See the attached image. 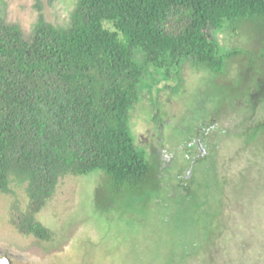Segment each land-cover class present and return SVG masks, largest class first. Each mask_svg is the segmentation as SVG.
<instances>
[{"label":"rangeland","instance_id":"obj_1","mask_svg":"<svg viewBox=\"0 0 264 264\" xmlns=\"http://www.w3.org/2000/svg\"><path fill=\"white\" fill-rule=\"evenodd\" d=\"M76 1L0 0V18L26 31L40 13L66 24ZM214 34L221 54L233 56L228 70L216 75L190 59L182 69L149 68L130 110L138 148L158 156V179L136 188L101 171L62 179L37 215L50 241L12 224L14 206L30 202L14 186V195L0 193V253L13 264H264V105L246 109L240 97L215 112L220 91L242 92L264 74V19ZM212 110L199 149L195 134Z\"/></svg>","mask_w":264,"mask_h":264},{"label":"trees","instance_id":"obj_2","mask_svg":"<svg viewBox=\"0 0 264 264\" xmlns=\"http://www.w3.org/2000/svg\"><path fill=\"white\" fill-rule=\"evenodd\" d=\"M252 17L264 19V0H77L66 24L40 13L30 31L0 18V193L25 189L29 205L12 216L19 233L52 239L37 215L68 176L101 171L133 188L157 180L129 122L147 70L190 59L223 74L233 56L214 33ZM260 73L242 92L220 91L216 115L240 97L246 109L264 105Z\"/></svg>","mask_w":264,"mask_h":264},{"label":"flooded vegetation","instance_id":"obj_3","mask_svg":"<svg viewBox=\"0 0 264 264\" xmlns=\"http://www.w3.org/2000/svg\"><path fill=\"white\" fill-rule=\"evenodd\" d=\"M247 106L249 105V104H246ZM214 114H213V110L211 111V115L205 120V122L201 125V128L199 129V131L195 134V141L197 142V144H196V147L197 148H201L202 147V134H203V130L206 128L205 126H206V124H210V123H212L213 121H214ZM158 119V118H157ZM189 157H191V156H189ZM156 158H158V156H154L152 159H154L155 160V163H157L158 164V167H159V173H158V176H160V174H161V172H160V169H161V165H160V163H158L157 162V159ZM189 161H192L191 160V158L189 159ZM188 177H189V179L192 177V170H189V175H188ZM188 179V180H189ZM187 180V181H188ZM186 183V182H185ZM187 184V183H186ZM185 184V185H186ZM5 256H8V255H3L2 253H0V257H5Z\"/></svg>","mask_w":264,"mask_h":264},{"label":"water","instance_id":"obj_4","mask_svg":"<svg viewBox=\"0 0 264 264\" xmlns=\"http://www.w3.org/2000/svg\"><path fill=\"white\" fill-rule=\"evenodd\" d=\"M0 264H13V261L9 256L0 257Z\"/></svg>","mask_w":264,"mask_h":264}]
</instances>
